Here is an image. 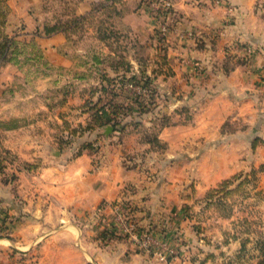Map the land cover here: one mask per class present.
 Returning a JSON list of instances; mask_svg holds the SVG:
<instances>
[{
    "label": "crops",
    "instance_id": "1",
    "mask_svg": "<svg viewBox=\"0 0 264 264\" xmlns=\"http://www.w3.org/2000/svg\"><path fill=\"white\" fill-rule=\"evenodd\" d=\"M152 1L74 0V15L113 9L115 23L132 35L133 51L124 62L130 71L124 75L150 77L154 106L163 96L166 107L158 105L151 115L170 118L158 130L164 150L138 154L150 144L140 142L141 126L129 120L118 127L103 125L98 151L77 152L72 140L63 143V123L90 121L91 114L80 110L87 99H99L96 86L105 80L96 79L92 69L84 74L77 69L87 65L98 73L104 64L99 56L74 60V82L83 88L74 87V100L60 108L49 107L46 95L37 96L43 102L32 108L29 102L38 91L13 86L0 105V124L6 121L0 126L5 136L0 148L12 156L0 167V264H222L247 251L235 214L214 208L212 220L196 225L186 209L222 181L252 170H258L256 188L264 205V0H169L172 8L163 19ZM6 2L8 25L21 15L28 25V8L20 0ZM32 31L25 26L20 33ZM40 40L50 65H71L58 52L61 32ZM143 49L145 58L137 53ZM9 66L0 65V86L18 79ZM119 68L109 76L117 79ZM126 95L128 112L143 115L137 111L142 105ZM67 105L74 107L69 113ZM117 134L121 138L113 141ZM125 205L134 206V220L149 232L152 244L123 236Z\"/></svg>",
    "mask_w": 264,
    "mask_h": 264
},
{
    "label": "rangeland",
    "instance_id": "2",
    "mask_svg": "<svg viewBox=\"0 0 264 264\" xmlns=\"http://www.w3.org/2000/svg\"><path fill=\"white\" fill-rule=\"evenodd\" d=\"M20 3L24 5L25 10L26 8L29 10L30 17L27 22L29 26H25L28 30L31 29L33 31L31 32L32 35H22L20 33L25 27L22 22V15L15 24L8 25L9 11L7 12L3 25L4 33L8 36L17 35L16 38L20 42L25 43V45H22L21 49L24 50L22 53L16 56H14L15 54L12 55L14 56V60L5 62L0 60L1 66L10 63L11 66L8 67V70L11 72L10 74H15L18 77L13 84L7 85L4 82L1 84L0 89L4 88L5 94L4 96H0V105L7 101V95L15 87L13 90H21L31 94L34 91H38L37 94L33 93L31 102H29L32 108L37 107V101L43 102L42 99L44 98L38 100L37 96L43 97L44 95L47 96L49 107L54 108L56 106L60 108L64 103L74 100L72 93V89L74 92V87L77 86L78 90L83 88L82 84L84 83L76 84L74 82V60L79 64L83 60L89 61L92 55L94 58L99 56L104 64L101 65L98 73L97 68H90L87 65L85 67L81 65L77 69L80 74H84L85 71L92 69L93 72H90L92 74L95 72L96 79L102 78L105 80L104 83L98 84L100 86H96V89L100 92L98 95L100 101L97 106L95 105L97 108L94 106L97 99H87L83 109L80 110V114H91V120L96 109H101V114H104L105 117H111L109 124H114L112 126L116 127L125 124L126 120H129L127 123H132V125H135L134 122H138L136 126H141L138 127L140 142L149 143L151 147L140 148L137 151L138 154L144 156L143 154L148 153L150 150L163 151L164 146H162L157 137L158 130L167 124L170 118L165 115L154 117L151 115L158 105L163 108L166 107V103L160 94L158 96L160 102L154 106V102L156 103L157 101L156 96H154L156 91L154 85L151 84L150 77H141L142 75L137 74L135 76L140 77L131 78V75H129L124 81H108L114 77L109 75L114 73L112 70L115 66L121 67L119 68L121 71L120 75H124L130 71L124 62L129 58L134 46V39L131 38L132 35L127 32L124 25L115 23L116 16L114 10L111 9L110 12H107L102 9L91 16L80 17L74 15L76 8L74 0H20ZM20 3L16 2V6L20 5ZM94 7L97 9L100 7V4H95ZM46 25L54 26L58 32L63 34L64 41L57 48L61 55L68 61H71L69 67H55L52 64L50 65L46 60L47 56L41 45L44 41L40 40L39 42V38L46 33ZM32 42L35 44L34 47H32ZM91 46H94L93 52L87 53V48ZM137 53L138 56L145 58L148 51L143 49ZM95 54L98 55L95 56ZM145 63H147L146 60ZM150 67L148 66L147 69L150 70ZM91 86L93 87V85ZM139 88L142 89L139 90ZM125 95L132 98L135 104L137 103L136 106L142 105L141 109L137 111H141V113H144L143 115L140 114L138 116L128 112L127 102L122 100ZM114 104L124 107H120V113H113L112 108ZM70 106L67 105L65 112L69 113L74 109V107ZM115 110L117 111V108ZM77 112L78 110L76 114L79 113ZM5 122L2 121L0 126H3ZM67 123L68 126L63 123L61 129L64 131L68 130L69 132L74 131L71 132L72 136L66 135V137L67 131L65 133L62 132L63 143L68 144L72 140L71 144L74 145L77 152H81L82 149L98 151L101 148L103 138L105 137V134L102 133L103 125L98 126V129H86L85 127L88 123L83 124V126L76 124L73 127H70L69 121ZM116 136V139L113 141H118L121 138L118 134ZM4 137V133L0 131V142ZM0 156L3 158L0 160V167H6L11 163L10 159H12V156L5 149L0 148ZM257 171L252 170L250 173L245 171L236 174L234 176L236 178H233L227 186V190H230L227 193L226 190L221 191L222 189L220 188L217 189V192H213L209 198L197 200L198 203L195 201L197 203L195 205H187L186 213L189 215L188 217L196 221V225H201L206 219L212 220L215 214L214 208H217L222 214L229 215L233 213L240 220L237 232L241 238L240 240H246L244 245L247 246L245 247L247 251L236 254L233 259L222 260V264H264V205L262 202V191L256 188ZM208 208L210 209L208 210ZM135 222L140 229L141 226L138 224V221L135 220Z\"/></svg>",
    "mask_w": 264,
    "mask_h": 264
},
{
    "label": "trees",
    "instance_id": "3",
    "mask_svg": "<svg viewBox=\"0 0 264 264\" xmlns=\"http://www.w3.org/2000/svg\"><path fill=\"white\" fill-rule=\"evenodd\" d=\"M6 1L7 0H0V60L2 62L14 60V56H16L17 54H20L24 51L21 48L23 47L22 45H25V43L20 42V40H18L16 38L17 35L8 36L3 31L4 19L6 18V14L9 11V8L7 6ZM45 31H46L45 35H51L52 33L58 32V30L55 29L54 26H49V25L45 26ZM34 45H35L34 42H32V47H34ZM13 54H15V55L12 56ZM124 79H126L125 75H121V76L119 75L117 79L111 78L108 81H116V80L124 81ZM99 101H100V99H97L94 106L95 105L97 106ZM113 106H114L112 108L113 113H116V112L120 113L121 112L120 107H123L122 105L120 106L117 104H114ZM115 108H117V111L115 110ZM110 120H111V117H105L104 114H101V109H96V112L93 114L92 119L88 122V125L85 128L86 129H94L98 126L108 124ZM65 124H66V126H68V123H65ZM112 125H114V124H112ZM66 131H67V133L65 134V137H66V135L72 136L71 132H73L74 130H72L71 132H69L68 130H66ZM61 138H62V134H61ZM234 178H236V177H234ZM231 180H233V179H231ZM231 180L222 181L220 184H218V186L216 188H214L208 192L207 198H209V196L213 192H217L218 191L217 189H220V188L222 189L221 191L226 190V193L229 192L230 190H227V186H228V184L231 183Z\"/></svg>",
    "mask_w": 264,
    "mask_h": 264
},
{
    "label": "built area",
    "instance_id": "4",
    "mask_svg": "<svg viewBox=\"0 0 264 264\" xmlns=\"http://www.w3.org/2000/svg\"><path fill=\"white\" fill-rule=\"evenodd\" d=\"M151 6L153 7L154 11L157 12V15L160 19L165 18V15H168L170 9L172 8V3H170L169 0H153L151 2ZM161 16H163L161 18ZM158 30L160 32V35L163 36L167 32V26L165 22L162 20L160 22ZM142 88H139L141 90ZM145 91V89H144ZM143 91V92H144ZM126 209L123 211L120 216V219L123 221L122 230L124 232L125 237L130 238L131 240L135 242H139L140 244L144 246H148L149 244H152L153 240L150 236L148 231H142L137 227V224L135 222L134 217V209L130 205L124 206ZM173 254H175V251H171Z\"/></svg>",
    "mask_w": 264,
    "mask_h": 264
},
{
    "label": "water",
    "instance_id": "5",
    "mask_svg": "<svg viewBox=\"0 0 264 264\" xmlns=\"http://www.w3.org/2000/svg\"><path fill=\"white\" fill-rule=\"evenodd\" d=\"M110 129H111V128H110V127H108V128H106V131L108 132Z\"/></svg>",
    "mask_w": 264,
    "mask_h": 264
}]
</instances>
